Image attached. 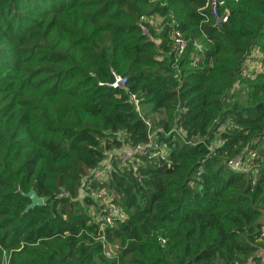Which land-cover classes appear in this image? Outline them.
<instances>
[{"label": "trees", "instance_id": "16d2710c", "mask_svg": "<svg viewBox=\"0 0 264 264\" xmlns=\"http://www.w3.org/2000/svg\"><path fill=\"white\" fill-rule=\"evenodd\" d=\"M205 3L0 0V264L260 262L264 0H225V22ZM112 71L125 90L105 85ZM150 134L166 154L112 156L96 187L123 219L97 224L83 181ZM238 157L247 172L228 167ZM30 191L43 205L26 211Z\"/></svg>", "mask_w": 264, "mask_h": 264}, {"label": "built area", "instance_id": "2783aa9c", "mask_svg": "<svg viewBox=\"0 0 264 264\" xmlns=\"http://www.w3.org/2000/svg\"><path fill=\"white\" fill-rule=\"evenodd\" d=\"M206 8L208 9L211 16L217 20V22H225L229 15V8L226 6L225 0H206L205 3ZM222 10V12H220ZM171 39L175 44L178 53H183L186 46L187 40L183 37V35L179 31H175L171 34ZM158 42V41H157ZM111 75L113 77L112 81L105 83L106 86L113 89H126L127 79L122 74L112 71ZM131 100H133L136 110L139 111L138 100L135 95H131ZM145 125L147 127H151L149 119H145ZM154 134H150L148 137V143L140 144L135 147H130L128 145H124L123 139H119V141L123 144L120 149H116V154H111V151H108L105 156V160L95 169H93L87 178L86 181H83L82 190L83 193L81 196L89 197L94 203L95 206L89 207V212L96 220L97 224L105 223L107 225H112L113 218L123 219V214L117 205L113 201V196L109 195L108 190L106 188L96 187L97 185H104L112 175L114 171L113 165L110 162V159L113 155L118 156V161L120 166L122 167H136L140 164V160L142 156H150L155 159L158 157H164L167 149L164 145L156 146L154 145V150L150 151L151 145L153 142ZM220 144V140H217L213 146H218ZM213 146L210 147L212 151ZM242 160L238 157L236 159L231 160L228 163V167L233 170H242L241 168ZM255 172V171H254ZM93 183H96L94 185ZM80 196V197H81ZM97 212V214H96ZM94 213V215H92ZM103 226L101 227V230ZM99 241L104 242V237H100ZM255 258L259 259L262 264H264V249H259L255 252Z\"/></svg>", "mask_w": 264, "mask_h": 264}, {"label": "rangeland", "instance_id": "374dc122", "mask_svg": "<svg viewBox=\"0 0 264 264\" xmlns=\"http://www.w3.org/2000/svg\"><path fill=\"white\" fill-rule=\"evenodd\" d=\"M161 19H158V20H156L155 21V23H156V25L160 28V26H161ZM253 65H255V63L253 62L252 63ZM250 68H252V66H250ZM145 112V111H144ZM148 117H150L151 119L154 117V114H152V113H150V114H148L147 115ZM220 130H222V128L220 129ZM246 161H244L243 162V164H242V162H241V168H242V170L243 171H245V172H247L248 170H249V165H248V163L246 162ZM83 193L82 192H80V195H82ZM92 215H94V213L92 214ZM93 218H98V217H93ZM115 253H116V246L114 245L112 248L111 247H108V248H106V250H105V252H104V254H105V256L107 257V258H109V259H112V257H114L115 256ZM249 264H261V262H259V263H249Z\"/></svg>", "mask_w": 264, "mask_h": 264}, {"label": "water", "instance_id": "95a60500", "mask_svg": "<svg viewBox=\"0 0 264 264\" xmlns=\"http://www.w3.org/2000/svg\"><path fill=\"white\" fill-rule=\"evenodd\" d=\"M26 198H28L31 201V204L28 206L26 211L31 210V209H33L35 207H39V206L43 205V200L39 199L34 191H30L26 195Z\"/></svg>", "mask_w": 264, "mask_h": 264}]
</instances>
